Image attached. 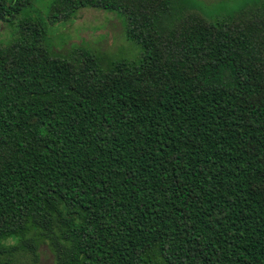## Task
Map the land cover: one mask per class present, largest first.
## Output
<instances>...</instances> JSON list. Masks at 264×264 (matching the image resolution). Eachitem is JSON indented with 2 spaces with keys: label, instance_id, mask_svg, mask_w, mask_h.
<instances>
[{
  "label": "trees",
  "instance_id": "trees-1",
  "mask_svg": "<svg viewBox=\"0 0 264 264\" xmlns=\"http://www.w3.org/2000/svg\"><path fill=\"white\" fill-rule=\"evenodd\" d=\"M32 3L0 0V264H264V4L56 0L49 24L109 12L143 47L106 63Z\"/></svg>",
  "mask_w": 264,
  "mask_h": 264
},
{
  "label": "rangeland",
  "instance_id": "rangeland-1",
  "mask_svg": "<svg viewBox=\"0 0 264 264\" xmlns=\"http://www.w3.org/2000/svg\"><path fill=\"white\" fill-rule=\"evenodd\" d=\"M56 0H33L30 7L22 12V17H33L48 23L51 7ZM191 13L203 14L209 20L232 17L237 23L240 21H255L260 16L264 0H177ZM82 11L78 20L51 25L47 29L51 43L56 49H62L68 41L82 42L108 62L137 61L143 47L127 40L120 16L109 12H98L86 9ZM79 15V14H78ZM16 27L8 25V31L0 23V45H9L13 41ZM90 44V45H89ZM67 46L63 53L67 54ZM14 264H32L29 256L19 255ZM38 264H54V255L47 245L40 248V262Z\"/></svg>",
  "mask_w": 264,
  "mask_h": 264
}]
</instances>
